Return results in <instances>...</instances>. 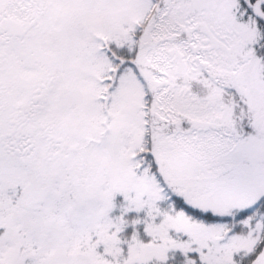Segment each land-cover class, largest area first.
I'll return each instance as SVG.
<instances>
[{
  "label": "snow or ice",
  "instance_id": "obj_1",
  "mask_svg": "<svg viewBox=\"0 0 264 264\" xmlns=\"http://www.w3.org/2000/svg\"><path fill=\"white\" fill-rule=\"evenodd\" d=\"M0 264H264V0H0Z\"/></svg>",
  "mask_w": 264,
  "mask_h": 264
}]
</instances>
